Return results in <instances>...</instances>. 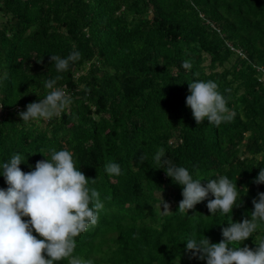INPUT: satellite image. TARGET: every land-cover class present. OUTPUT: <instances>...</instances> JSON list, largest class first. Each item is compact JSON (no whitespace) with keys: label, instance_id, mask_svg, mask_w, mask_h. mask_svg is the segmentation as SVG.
Wrapping results in <instances>:
<instances>
[{"label":"trees","instance_id":"1","mask_svg":"<svg viewBox=\"0 0 264 264\" xmlns=\"http://www.w3.org/2000/svg\"><path fill=\"white\" fill-rule=\"evenodd\" d=\"M73 51L79 57L57 72L50 56ZM57 76L72 103L51 120L21 121L17 112ZM0 80V161L26 152L27 172L51 149H67L100 193L98 222L75 238V256L205 264L189 259L182 240L219 242L221 228L250 218L264 192L253 183L264 168V0H0ZM194 80L217 83L230 120L196 123L185 104ZM111 161L119 176L106 173ZM165 161L194 178L236 180L241 206L210 214L205 200L179 210L181 186ZM160 193L170 212H161ZM261 237L264 223L241 247Z\"/></svg>","mask_w":264,"mask_h":264},{"label":"clouds","instance_id":"2","mask_svg":"<svg viewBox=\"0 0 264 264\" xmlns=\"http://www.w3.org/2000/svg\"><path fill=\"white\" fill-rule=\"evenodd\" d=\"M78 57L79 52L73 51L67 57L50 56V60L55 62L57 72H64L70 61ZM191 66L190 61H183L185 69ZM59 79L60 76L47 80L44 86L49 91L44 98L28 103L24 110L17 112L21 121L51 120L72 103L65 90L57 86ZM188 92L185 104L197 124L207 120L219 125L232 118L215 81L194 80L188 83ZM25 153L17 152L7 161H0V176L6 184L0 188V264H56L66 258H69L68 264H94L91 259L73 253L75 238L98 222L103 209L100 193L76 167L71 151L51 149L50 155H42L44 158L34 167L28 165L27 172L20 167L27 164ZM163 155L161 149L156 161L160 162ZM165 163L168 164L164 170L166 175L181 186L179 210L187 212L205 200L210 214L217 211L232 214L235 207L241 206L242 195L236 180L233 182L226 175L215 179L194 178L187 167ZM105 171L119 176L122 170L119 163L111 161L105 164ZM202 179L206 182L201 183ZM253 183L264 184V168H259ZM161 205L162 213L170 212L168 203L163 201ZM252 205L250 218L232 220L221 228L219 242L194 235L182 240L185 254L205 264H264V237L254 248L241 247L264 223V192L257 193Z\"/></svg>","mask_w":264,"mask_h":264}]
</instances>
